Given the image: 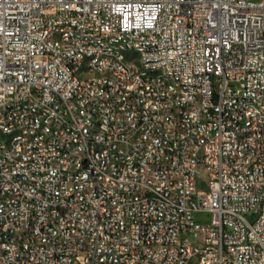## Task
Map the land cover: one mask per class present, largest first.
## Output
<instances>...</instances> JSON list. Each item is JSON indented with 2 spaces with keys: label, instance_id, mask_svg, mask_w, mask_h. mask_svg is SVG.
Here are the masks:
<instances>
[{
  "label": "built area",
  "instance_id": "obj_1",
  "mask_svg": "<svg viewBox=\"0 0 264 264\" xmlns=\"http://www.w3.org/2000/svg\"><path fill=\"white\" fill-rule=\"evenodd\" d=\"M59 21L71 49H55ZM93 36L126 39L186 89L98 60ZM86 51L116 81L79 82ZM168 103L189 112L174 134ZM220 107L233 118L214 122ZM10 130L31 144L0 146V264H264V0H0ZM54 221L62 237L41 243Z\"/></svg>",
  "mask_w": 264,
  "mask_h": 264
},
{
  "label": "bare ground",
  "instance_id": "obj_2",
  "mask_svg": "<svg viewBox=\"0 0 264 264\" xmlns=\"http://www.w3.org/2000/svg\"><path fill=\"white\" fill-rule=\"evenodd\" d=\"M72 30V21H59V28L55 33V49H71V42L65 41L66 31ZM89 44L95 45V52L98 54V60L114 61L115 64H128L131 70H136L138 75L144 77H154V79L164 80L165 85L176 87L177 89H186L185 76H170V70L163 67L152 66L145 60H140L135 55L133 49L128 47L126 39L106 40L103 42L102 36L89 37ZM116 53V54H114ZM94 53L86 51L82 54L77 69L79 82H97L104 77L108 81H116V74L110 73V69L93 67ZM236 96H239V104H244V111H256V104H246V89H236ZM194 105H201V98H194ZM8 109H16V102H8ZM30 114H37V107H30ZM168 117L171 122L164 124V134H174L183 124V120H189V112H180V106L176 103H168ZM225 118H233V109L220 107L214 115V122L224 121ZM24 144H31V134L21 132L20 130H10L2 134L0 146L5 144H16L18 140ZM15 176H6V184H14ZM171 223L176 230H184L187 227V220H182L179 214H171ZM62 221H54L53 226H48V230L42 231L41 243H48V240L60 239L62 237ZM25 230H14V238H24ZM32 246H40V239H32ZM8 248V234H0V249ZM149 249H158V242H149ZM207 264V263H200Z\"/></svg>",
  "mask_w": 264,
  "mask_h": 264
},
{
  "label": "rangeland",
  "instance_id": "obj_3",
  "mask_svg": "<svg viewBox=\"0 0 264 264\" xmlns=\"http://www.w3.org/2000/svg\"><path fill=\"white\" fill-rule=\"evenodd\" d=\"M247 1H250V2H256L257 0H247Z\"/></svg>",
  "mask_w": 264,
  "mask_h": 264
}]
</instances>
